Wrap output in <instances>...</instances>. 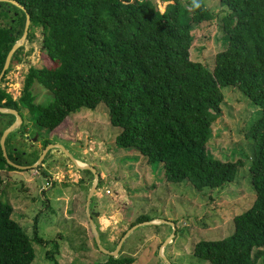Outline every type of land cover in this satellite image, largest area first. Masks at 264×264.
<instances>
[{
	"label": "trees",
	"instance_id": "obj_1",
	"mask_svg": "<svg viewBox=\"0 0 264 264\" xmlns=\"http://www.w3.org/2000/svg\"><path fill=\"white\" fill-rule=\"evenodd\" d=\"M15 1L24 10L0 2V71L23 32L25 13V38L31 40V30L40 28V50L50 65H30L16 99L0 87V107L19 115L25 109L39 128L51 131L67 115L102 103L109 124L119 128L116 145L146 162L161 163L164 181H187L200 191L231 182L244 163L214 158L206 147L211 124L220 115V89L233 88L259 108L245 130L251 142L247 173L252 201L232 217L228 235L200 239L191 253L210 264H254L264 256V0H217L226 8L220 17L223 46L211 67L189 56L192 30L214 17L200 0L199 8L193 0H162L163 7L153 0ZM21 53L22 46L11 55L0 82ZM34 84L50 94L45 103L34 102ZM13 120L12 114L0 113V134ZM8 136L7 158L18 164L22 153L12 148ZM14 169L0 149V186L1 172ZM10 213V205L0 202V264H30L31 242ZM138 219L135 223L145 221ZM132 261L101 254L89 264Z\"/></svg>",
	"mask_w": 264,
	"mask_h": 264
},
{
	"label": "rangeland",
	"instance_id": "obj_2",
	"mask_svg": "<svg viewBox=\"0 0 264 264\" xmlns=\"http://www.w3.org/2000/svg\"><path fill=\"white\" fill-rule=\"evenodd\" d=\"M153 1L156 7L165 5L162 0ZM200 1L214 17L192 30L189 56L211 67L215 52L223 46L220 17L226 8L217 0ZM31 34V40L25 38L21 45L20 61L10 66L0 82L12 99L20 95L30 65H50L40 50V28L34 27ZM220 91V115L211 124L206 147L214 158L242 159L244 163L237 167L231 182L200 191L187 181H164L161 163L146 162L130 148L116 145L114 136L119 128L109 124L102 103L93 110L81 108L67 115L51 131L37 127L22 109L23 125L8 133L7 139L22 153L18 164L11 162L25 168L1 172L0 202L10 205V218L31 242L34 257L30 264H89L99 259L104 253L94 242L86 209L95 213L91 220L97 233L113 238L106 242L98 235L99 244L108 251L134 227L117 253L133 254L129 264H210L196 258L191 248L200 239L228 235L233 229L232 217L251 203L253 190L247 173L251 142L245 130L259 112L235 89L222 87ZM32 93L36 103L50 98L38 84L32 86ZM43 141L60 145L76 163L83 164L81 167L93 168L97 177L87 204L93 173L78 168L58 146L47 147L36 162L45 147ZM138 216V221L152 219L156 224L135 223ZM34 231L41 241L35 240ZM254 264H264V256Z\"/></svg>",
	"mask_w": 264,
	"mask_h": 264
},
{
	"label": "water",
	"instance_id": "obj_3",
	"mask_svg": "<svg viewBox=\"0 0 264 264\" xmlns=\"http://www.w3.org/2000/svg\"><path fill=\"white\" fill-rule=\"evenodd\" d=\"M0 2H3V3H10L12 5H15L16 7L20 8L21 10H24V8L19 5L15 0H0ZM28 24H29V18H28V15L25 13V21H24V27H23V32L21 34V36L11 45L10 49L8 50V52L6 53V56H5V59H4V63H3V66H2V69L0 71V78L4 72V70L8 67V64H9V60H10V57L11 55L13 54V52L18 49L25 37H26V34H27V28H28ZM0 113H9V114H12L14 116V120L6 127L2 130L1 134H0V149L2 151V155L3 157L5 158V161L12 165L14 168L17 167V168H20V169H23L25 167L23 166H19V165H16V164H13L8 158H7V154H6V151H5V148H4V140H5V137L7 136L8 133H10L12 130L16 129L17 127H19V125L21 124L22 120H21V117L20 115L18 114V112L16 110H13V109H8V108H1L0 107ZM53 146H58L59 148H61L65 153L66 155H68V153L66 152V150H64L60 145L58 144H46L44 149L41 151V153L39 154L37 161H39L42 156L45 154V151H46V148L47 147H53ZM69 156V155H68ZM69 158L71 159V161L75 164V161L72 157L69 156ZM31 166H35V164L31 165ZM78 168H81V169H89L92 173H93V181H92V184L90 186V189L88 191V194H87V201H86V204L89 200V196L91 195V190L93 189L95 183H96V177L97 175L94 173V170L93 168L91 167H87V166H83V167H79L77 166ZM95 213H90L88 211V209H86V217H87V220L89 221V224L91 226V229H92V234H93V237H94V242L97 246V249L101 252V253H104L106 255H110V256H116L117 253H118V249L120 247V244L121 242L125 239V237L127 236V234L130 232V229H128L127 231H125V233L122 235V237L120 238V240L117 242V244L115 245V248L112 250V251H108L106 249H104L100 244H99V239H98V233L94 227V224L91 220V215H94ZM159 221H162L164 222V220H161V219H158ZM142 223H152V224H155V222L153 221H145V222H142ZM140 223V224H142ZM169 224L171 225V222H169Z\"/></svg>",
	"mask_w": 264,
	"mask_h": 264
},
{
	"label": "crops",
	"instance_id": "obj_4",
	"mask_svg": "<svg viewBox=\"0 0 264 264\" xmlns=\"http://www.w3.org/2000/svg\"><path fill=\"white\" fill-rule=\"evenodd\" d=\"M150 221H153V220L151 219ZM143 222H145V221H143ZM153 222H154V221H153ZM142 224H152V223H142ZM155 224H156V223H155ZM99 234H101V235L103 236L102 233H98V235H99ZM110 237H113V236H110ZM103 238L105 239L106 242H111V241L113 240V238H109V237H108V239H107L106 237L103 236ZM106 239H107V240H106ZM123 241H124V240H123ZM123 241L121 242L120 247H121ZM120 247H119V249H120ZM119 249H118V251H119ZM132 256H133V254H130V257H132ZM132 259H133V257H132Z\"/></svg>",
	"mask_w": 264,
	"mask_h": 264
},
{
	"label": "clouds",
	"instance_id": "obj_5",
	"mask_svg": "<svg viewBox=\"0 0 264 264\" xmlns=\"http://www.w3.org/2000/svg\"><path fill=\"white\" fill-rule=\"evenodd\" d=\"M193 5L196 8H199L200 7V4L197 2V0H193Z\"/></svg>",
	"mask_w": 264,
	"mask_h": 264
},
{
	"label": "bare ground",
	"instance_id": "obj_6",
	"mask_svg": "<svg viewBox=\"0 0 264 264\" xmlns=\"http://www.w3.org/2000/svg\"><path fill=\"white\" fill-rule=\"evenodd\" d=\"M75 165L81 167L83 164L81 165L79 162L76 163V161H75ZM156 221H157V220H156ZM154 222H155V221H154Z\"/></svg>",
	"mask_w": 264,
	"mask_h": 264
}]
</instances>
